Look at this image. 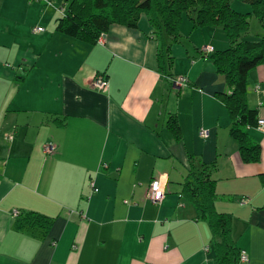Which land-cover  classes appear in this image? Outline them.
Wrapping results in <instances>:
<instances>
[{"label": "crops", "instance_id": "crops-1", "mask_svg": "<svg viewBox=\"0 0 264 264\" xmlns=\"http://www.w3.org/2000/svg\"><path fill=\"white\" fill-rule=\"evenodd\" d=\"M54 9L0 0V264H216L220 238L183 195L201 161L214 164L216 209L233 214V240L249 255L236 264H264V124L249 129L260 160L245 161L230 134L228 82L201 52L225 49V31L186 25L168 78L145 16L137 28L112 25L90 45L56 31ZM263 35L264 19L250 22L244 38ZM98 73L109 78L107 91L93 86ZM179 76L188 83L177 85ZM258 82L264 88V64L249 72L247 95L264 121ZM171 115L181 139L167 127ZM163 174L167 193L155 203L149 184ZM16 209L53 225L20 227Z\"/></svg>", "mask_w": 264, "mask_h": 264}, {"label": "trees", "instance_id": "trees-1", "mask_svg": "<svg viewBox=\"0 0 264 264\" xmlns=\"http://www.w3.org/2000/svg\"><path fill=\"white\" fill-rule=\"evenodd\" d=\"M27 1L50 6L42 0ZM49 1L59 14L58 7L64 8L63 14L57 18L56 31L90 45L97 44L99 36L112 25L137 28L141 17L145 16L152 27V37L159 43L161 71L168 78L173 65L172 45L179 41L186 25L190 26L191 31L206 27L223 29L229 45L225 49L212 51L210 55L231 90L222 94L232 120L230 134L238 142L245 161L260 160V144L250 136L249 129L258 127L261 118L258 110L249 106L247 95L249 72L264 64V35L256 40L245 39L244 35L250 30L253 16L263 21L264 0H65L61 4L55 0ZM235 1H242L249 6V10L234 8ZM97 75H103L109 83L105 73ZM51 120L59 125L64 124L57 118ZM166 124L175 137L181 139L177 116H169ZM213 168L214 164L202 161L197 166L194 164L183 182V195L194 201L201 215L208 219L214 234L220 238L213 245L216 264H236L241 250L232 237L233 214L216 209V181L211 177ZM18 216L20 227L30 224L49 230L54 222L53 217L37 211H19Z\"/></svg>", "mask_w": 264, "mask_h": 264}, {"label": "built area", "instance_id": "built-area-1", "mask_svg": "<svg viewBox=\"0 0 264 264\" xmlns=\"http://www.w3.org/2000/svg\"><path fill=\"white\" fill-rule=\"evenodd\" d=\"M42 1H46L50 6H53L52 5L53 3L49 0H42ZM58 10H59L60 14H63V12H64L63 7L62 8L58 7ZM35 30L42 31V30H44V27L38 26L35 28ZM103 37L104 36H102V35L100 36V39H99L100 42L103 41ZM202 51L208 55L212 51H214V46L211 44L204 45V46H202ZM174 82L179 86H183V85H186L188 83V78L186 76H179V77L175 78ZM93 86H95L97 89H99L101 91H107L109 88V83L103 75H97V76H95V78L93 80ZM256 89L261 90L264 93V88H263V85L261 82H258V84L256 85ZM263 124H264V121L262 119H260L259 126H262ZM208 134H209L208 129L201 128V130L199 131L200 137L208 136ZM12 138H13V134L8 135V139H12ZM54 149H55V146L53 144H49L46 146L45 151L47 153H52L54 151ZM167 185H168L167 178L164 175H161L159 177H155L149 185L148 192H147V198L150 201L155 202V203L161 202L167 193ZM241 202H242V204L247 203L248 198L242 197ZM14 215H19V210H17V209L14 210ZM240 260L241 261L249 260V255H248L246 250H242L240 252Z\"/></svg>", "mask_w": 264, "mask_h": 264}, {"label": "rangeland", "instance_id": "rangeland-1", "mask_svg": "<svg viewBox=\"0 0 264 264\" xmlns=\"http://www.w3.org/2000/svg\"><path fill=\"white\" fill-rule=\"evenodd\" d=\"M25 1H27V0H25ZM57 3H59V4H61V3H64L65 2V0H55ZM27 2H29V1H27ZM29 3H31V2H29ZM233 6H234V8H236V9H238V10H240V11H245V10H249V6L248 5H246L245 3H243L242 1H235L234 3H233ZM51 8H52V6H50ZM53 9H54V7H53ZM55 11H57L56 9H54ZM52 11V10H51ZM32 16H33V14H29L28 16H26V17H24V18H22V22H26L27 20V23H28V25H29V22L31 21V19H33L32 18ZM187 21V20H186ZM251 21H252V23L253 24H257V22H258V20H257V18L255 17V16H253V18L251 19ZM24 26H25V24H23ZM27 25V26H28ZM183 31H184V29H183ZM166 178L168 177L167 176V174H163Z\"/></svg>", "mask_w": 264, "mask_h": 264}]
</instances>
